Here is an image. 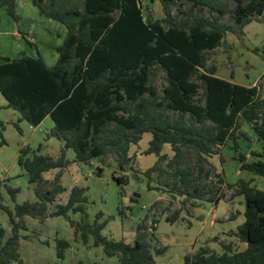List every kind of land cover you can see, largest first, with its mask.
<instances>
[{"label": "trees", "instance_id": "obj_1", "mask_svg": "<svg viewBox=\"0 0 264 264\" xmlns=\"http://www.w3.org/2000/svg\"><path fill=\"white\" fill-rule=\"evenodd\" d=\"M159 1L163 19L145 15L139 0H32L41 14L65 24L67 35L56 47L58 59L54 65H49L41 53L36 57L26 53L1 56L0 92L7 107L18 111L21 120L31 125L37 126L50 116L54 126L47 136L63 141L64 146L57 158L36 152L28 157L30 146L21 149L18 162L29 182L38 185L40 200L18 203L15 212L8 210L12 234L6 237V229L0 226V264H26L19 253L20 228H26L25 216L45 214L48 203L66 190L60 183L61 172L51 182L44 178V172L66 168L70 164L67 149L75 151V162L99 159L106 164V158L113 155L120 169L129 164L138 173L130 148L142 140L144 133H152L144 153L158 158L143 172L150 179L148 187L162 190L161 186L151 185L152 176L167 173L170 177L166 186L187 195L183 202L190 212L188 203L192 207L202 200L218 204L225 198L219 187L214 189L205 183L211 174L205 162L229 140L248 138L241 130L245 123L262 149L251 151L252 160L245 153L236 158L242 170L264 177V74L258 83L245 86L217 76L216 65H208V52L222 43L227 31H242L252 21L260 20L264 0H233L234 25L220 23L219 16L208 20L201 15L206 7L220 15L226 13L214 0H187L200 14L180 21L172 14L176 0ZM17 2L0 0V8L5 7L7 14L19 21ZM21 35L33 45L28 32L21 31ZM160 71L165 72L163 94L154 84ZM165 144L171 145L173 157L163 153ZM184 148L196 152L194 165L185 161ZM96 173L101 176L104 168L99 167ZM113 177L121 185L129 182L128 176ZM218 177L224 183L223 175ZM44 182L52 184L46 192L39 187ZM253 182L252 178L227 184L230 188L236 186L233 195L243 196L245 206V220L229 235L246 247L234 249L231 241H222V253L204 246L186 254L183 264H264V187ZM86 191L85 187L73 186L67 202L57 204L51 215L66 217L74 228L75 239L81 238L87 244L93 238L94 246H102L109 257L117 256L120 264H156L141 232L143 222L138 224L133 242L108 238L102 233L107 224L100 221L102 213L94 222L89 221ZM9 192L15 198L19 189L9 188ZM182 211L179 208L167 216V221L183 219ZM71 212L81 213V220L72 218ZM229 218H236V214ZM153 235L155 240L157 236ZM70 245L67 239L58 240L60 258L65 257ZM165 249L154 247L157 254Z\"/></svg>", "mask_w": 264, "mask_h": 264}, {"label": "rangeland", "instance_id": "obj_2", "mask_svg": "<svg viewBox=\"0 0 264 264\" xmlns=\"http://www.w3.org/2000/svg\"><path fill=\"white\" fill-rule=\"evenodd\" d=\"M214 1L217 6L224 8L226 13L220 15L218 11L206 7L202 9L201 15L208 20H215V17L219 16L220 23L234 25V1ZM18 2L19 21L9 16L5 7L0 8V57H19L24 53L31 56L41 53L45 58L48 55L57 57L55 47L60 44V40L56 42L57 35L52 29V23L29 0ZM192 8V2L176 0L172 9L174 19L180 21L186 16L200 14L198 9ZM143 11L153 19H163L165 16L159 0H144ZM14 31L28 32V37L34 41L33 45L25 38H17L13 35ZM208 57V65L215 64L217 67V76L245 86L258 83L264 74V14L260 20L252 21L242 31H227L222 43L209 51ZM154 84L158 92L163 94L166 84L165 72L157 73ZM53 126L54 121L50 116L37 126L21 120L20 113L7 107V100L0 92V133L3 132V136L0 135V226L6 229V237L12 234L8 210L15 212L18 203L40 200L36 192L38 185L29 182L26 170L18 162L20 151L23 147L30 146L28 157H32L34 152L59 157L64 146L63 141L47 136ZM241 130L249 137L241 136L237 141L229 140L222 146L221 151L207 156L205 162L206 168L211 170L205 183L214 189L219 187L225 198L218 204L202 200L198 206L192 207L188 203L190 212L186 210L183 202L187 195L170 191V187L166 186L170 177L167 173L162 177H158L156 173L152 176L151 185L161 186L162 190H151L148 187L150 179L143 172L157 161L155 154L144 153L149 146L148 138L152 137L151 133L144 135L140 145H133L135 159L132 164L138 173L130 169L129 164L120 169L119 162L113 155L106 158V164L99 159H93L91 163L75 162V151L67 149L69 166L63 170L59 168L45 173V177L51 182L61 172L60 183L67 187V191L59 193L53 202L48 203L45 214L38 217L25 216L26 228H20L21 258L26 264H120L117 256L109 257L102 246H94L93 238L90 237L87 244L81 238L75 239L74 228L66 217L51 215L57 204L67 202L70 190L75 185L87 189L89 221L94 222L99 213H102L100 221H107L102 233L108 238L133 242L138 234V224L143 222L141 232L145 234L144 240L151 246L156 264H183L186 254L204 246L222 253V241H227V233L245 220L243 196H234L236 186L230 188L227 184L236 185L240 179L253 178L256 186L264 187V177L242 170L241 162L236 158L239 153H245L248 160H252L254 157L251 151L262 149L261 142L248 124L244 123ZM183 150L185 161L194 165L197 161L196 152L188 148ZM165 152H168L169 158L173 157L171 145H168ZM162 166L167 168L166 162H163ZM99 167L104 168L101 176L96 173ZM114 174L128 176L129 182L125 185L119 184L114 179ZM218 174L223 175L224 183L218 181ZM39 187L46 192L52 188V184L44 182ZM9 188L19 189L15 198ZM179 208H183V219L174 223L167 221V216ZM232 212L236 214V218L229 219ZM70 215L78 221L82 218L81 213L71 212ZM152 223H157V229ZM153 234L157 236L155 240ZM60 239L71 242L64 258H60L57 253V242ZM231 242L235 245L234 240ZM154 247L166 249L157 254Z\"/></svg>", "mask_w": 264, "mask_h": 264}, {"label": "crops", "instance_id": "obj_3", "mask_svg": "<svg viewBox=\"0 0 264 264\" xmlns=\"http://www.w3.org/2000/svg\"><path fill=\"white\" fill-rule=\"evenodd\" d=\"M29 2L30 3H33L32 2V0H29ZM19 2H17V4H18ZM19 5V4H18ZM39 10V9H38ZM40 12V11H39ZM44 15V14H43ZM44 16H46V15H44ZM47 18H48V20L52 23V26H53V31L56 33V35H57V38H56V42L57 41H59L60 40V44H58L57 46H59V45H61L62 43H63V41H64V39H65V37H66V35H67V27H66V25L65 24H63L62 22H60V21H58V20H56V19H53V18H51V17H48V16H46ZM13 35H15L17 38H20V39H22L23 37H22V35H21V32L20 31H14V34ZM59 39V40H58ZM32 40V39H31ZM56 46V47H57ZM55 47V48H56ZM57 51V50H56ZM58 53V52H57ZM31 56V55H30ZM34 56V55H33ZM36 56H38V55H35V57ZM44 59L46 60V62L49 64V65H54L55 63H56V61H57V59H58V56L56 57V56H54V55H48V57L47 58H45L44 57ZM49 60V61H48ZM254 85V84H253ZM146 133H150V132H146ZM146 133H144V135L146 134ZM144 135H143V138H144ZM151 135H152V133H151ZM143 138H142V140H143ZM152 139V137H150V138H148V142H150V140ZM141 140V141H142ZM141 141L137 144V145H140V143H141ZM168 145H170V144H165L164 145V148H163V153H165V154H167L166 152H165V150H167V147H168ZM133 146L130 148V151H129V155L130 156H133L134 154H133ZM150 155V154H149ZM168 155V154H167ZM174 155V154H173ZM158 158V157H157ZM137 159V158H136ZM80 163V162H79ZM155 164V163H154ZM153 164V165H154ZM152 165V166H153ZM69 166V165H68ZM67 166V167H68ZM149 167H151V166H149ZM57 169H59V168H56V169H54V171L55 170H57ZM63 169H65V168H63ZM63 169H61V170H63ZM147 169H148V167H147ZM53 170V169H52ZM50 171V170H49ZM46 172H48V171H46ZM46 172H44V178L45 179H49V178H46L45 177V173ZM61 179H62V175H61ZM62 182V181H61ZM65 187V186H64ZM66 188V190L65 191H67V187H65ZM64 192V191H63ZM232 213H234V212H232ZM230 219V218H229ZM244 221V220H243ZM235 228H232L231 230H234ZM230 230V231H231ZM227 234H229V233H227ZM227 241H232V240H234V242H235V245H234V249H244L245 247H246V244L245 243H243V242H240L239 240H237V238H235L234 236H228V238L226 239ZM226 241V242H227ZM237 241V242H236ZM236 243H237V245H236Z\"/></svg>", "mask_w": 264, "mask_h": 264}, {"label": "built area", "instance_id": "obj_4", "mask_svg": "<svg viewBox=\"0 0 264 264\" xmlns=\"http://www.w3.org/2000/svg\"><path fill=\"white\" fill-rule=\"evenodd\" d=\"M140 2H144V0H139ZM155 225H157V223H152V226L154 227Z\"/></svg>", "mask_w": 264, "mask_h": 264}]
</instances>
